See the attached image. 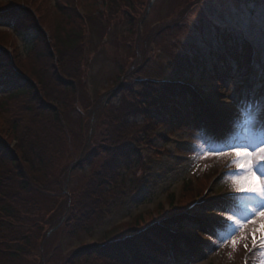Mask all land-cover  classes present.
<instances>
[{
	"label": "rangeland",
	"instance_id": "374dc122",
	"mask_svg": "<svg viewBox=\"0 0 264 264\" xmlns=\"http://www.w3.org/2000/svg\"><path fill=\"white\" fill-rule=\"evenodd\" d=\"M122 1L111 6L108 0H0V10L6 9L0 17V138L6 151L22 158L20 131L44 127L47 146L56 144L61 154L49 183L42 184L46 199L26 197L17 184L8 185L6 193L3 175L0 208H17L12 200L18 198L26 200L30 211L21 210L14 223L9 218L0 223V263L7 264L5 259L16 256L11 252L21 249L28 255L23 264H115L102 256L69 260L82 246L128 233L149 236L157 227L174 239L161 254L151 252L152 264H264V250L252 246L258 218L257 224L248 223L243 233H236L237 238L247 233L248 239L235 249L230 240L216 241L215 233L224 230L228 215L221 198L235 194L231 174L238 170L233 157L200 158L202 153L193 150L206 135L222 145H248L250 151L264 139L259 119L264 105L248 106L252 100H264V0ZM19 15L24 25L31 27L33 21L37 30L25 33L24 27H14ZM83 20L86 44L78 54L60 58L55 37ZM217 31L238 33L257 49L251 58L252 81L241 94L234 93L239 77L222 84L211 82L204 70L189 78L176 69L182 56L195 48L202 49L206 59L216 57ZM39 37L44 45L34 42ZM5 66L31 81L43 103L58 109L61 102V119L54 116L56 109L34 115L28 105L37 102L29 95L10 96L2 77ZM68 82L78 90L71 110L67 104L72 92L64 84ZM171 83L193 89L205 107L196 127L171 128L164 124L167 119L152 120L147 99L153 97L152 90ZM132 108L137 112L129 113ZM124 144L130 146L125 154L116 151ZM6 156L0 159V173L11 168ZM256 182L253 178L244 183ZM235 204L244 214L256 201L245 196ZM32 205L39 207L37 219ZM29 229L42 240L38 245L29 240L22 247L18 236ZM142 252L150 256L149 249L142 247Z\"/></svg>",
	"mask_w": 264,
	"mask_h": 264
},
{
	"label": "trees",
	"instance_id": "16d2710c",
	"mask_svg": "<svg viewBox=\"0 0 264 264\" xmlns=\"http://www.w3.org/2000/svg\"><path fill=\"white\" fill-rule=\"evenodd\" d=\"M108 1L111 6L116 3H124L122 0ZM22 20L23 16L19 15L16 23L19 27H24L25 33H31L32 30H37L33 21H30L31 27H28L24 25ZM83 22L84 23H80L76 28L74 27L72 29L61 31V34L59 33L55 37L54 50L60 58H70V56L78 54L80 47L86 44L85 38H82V32H84V27L86 26L84 20ZM217 32V41H215L214 44H217V49L215 48L216 57L213 59H206L202 55V52L198 48H195L190 54L187 53L182 56L184 61L177 64L176 69H179V74H184L186 77L190 78L196 75V73H202L203 67H205V65H209V70H207L205 74L213 81L224 84L230 79H236L239 77L240 80H242L244 78L246 72L250 69V66L253 63L251 61L254 53L253 45L243 37L239 36L238 33H234L232 31ZM34 42H36V44L37 42L42 43V45L46 43L42 37L36 38ZM47 59L48 61L51 60V54L48 51ZM200 61L204 62L203 67L201 66ZM2 77L6 90L11 91L10 96L18 98L22 95H29L35 102H37L28 105V107L32 109L31 111L34 115H38V112H41L45 108L51 110L56 109L54 106L45 104L43 101L37 99L34 94V86L30 83L31 81L28 79H22L10 66H5ZM57 82L58 84H61L63 81ZM51 83L53 84L54 82ZM64 84L68 85V89L72 92L71 101L67 104V109L71 110L73 109V105H75V97L78 94V90L74 88V84L72 82ZM152 92H154L152 95L153 97L150 99L148 98L147 102L152 109L151 116H154L152 119L153 121H157L158 118L162 120L167 119V122L164 124L171 128L174 127L175 124L180 125L183 128L196 127L198 117L202 113V108L205 107L198 100V98L196 99L193 89L186 87L181 83H171L168 85L163 84V87L159 90L158 88H155ZM149 95L151 94H148V96ZM53 98L57 99V97ZM182 104L184 105L180 106ZM57 105L58 109L54 110V116L56 115V119H61L62 103L58 102ZM131 111L136 113L137 109L132 108L129 113H132ZM46 134L47 132L44 127L34 128L33 126H28L25 132L20 131V139L18 143L24 145L25 147V151L22 152V158H17L14 154L6 151V146L0 138V159L3 158V155H7L9 158L6 156L4 159H6L11 166L9 172L0 173V183L4 181V179L2 180L3 175H7L4 181V188H2L6 193L10 190L8 185L17 184V186L21 188L19 192L21 193L23 191L26 197L37 196L46 199V193L48 192L42 184L47 185L49 183V180L47 181V177L51 176L53 172L56 171V164L54 163L56 161L57 154H60L58 146L55 147L56 144L47 146ZM126 145L127 144L119 146L116 151L123 149L122 152L125 154L126 148H130L129 145ZM115 167L116 166L111 167L110 169H114ZM27 172L30 173V176L25 174ZM11 173L16 176H11ZM8 178L10 181H6ZM22 185L24 186V189H22ZM25 201L22 202L18 198L13 199L12 203L17 208H11L9 210H6L4 208L5 206H1L0 223L8 218L14 223L16 219L18 220V215L22 213L21 210H23V212L30 211L28 207L25 206ZM2 204H4V202L0 200V205ZM34 204L39 206L38 200H36ZM35 205L31 206L33 207L31 212L34 215V218L37 219L40 217V213L39 207L36 208ZM18 222L23 224L21 220ZM149 232H152L148 233L149 236L145 233L128 236L131 235V233H128L126 235L122 234L114 238H110L102 243L82 246L71 254L69 263L102 256L115 264H152L153 261L149 258L151 256H146L142 252V247L149 249L152 253H158L159 255L161 254V251H164L169 247L171 244L169 240L173 241L174 237L166 235L165 230L157 227L152 228ZM18 238L17 243H19L22 247H24L29 240L31 242L36 241L37 245L38 241L42 240L38 233H30V229L25 234L20 233ZM11 253L16 256L10 259H5L7 264L15 262L16 260H18V262L16 261V264H23L25 261L24 257H28L24 250L21 249ZM155 260H157V258ZM34 264H36V262H34Z\"/></svg>",
	"mask_w": 264,
	"mask_h": 264
},
{
	"label": "snow or ice",
	"instance_id": "6c2138e0",
	"mask_svg": "<svg viewBox=\"0 0 264 264\" xmlns=\"http://www.w3.org/2000/svg\"><path fill=\"white\" fill-rule=\"evenodd\" d=\"M0 10V17L2 12ZM0 22H3L0 19ZM19 27V25H13ZM264 105V100H252L249 102V107H255L256 104ZM247 110V109H246ZM264 113V109H262ZM250 115V114H249ZM260 119V124L264 126V116ZM249 123L252 120L249 119ZM261 133L264 135V127L261 128ZM230 149L225 151L224 148ZM193 150L198 154L202 153L200 158H207L208 155H230L233 157L232 164L237 168L235 174H231L233 192L235 195L222 197L224 202L223 211L227 212V217L223 220L224 230L215 233L218 244L231 241V246L235 249L241 241L247 240V233L242 234L239 238L236 237L237 232H242L248 223L257 224L259 226L252 232V246L264 250V139L253 150H249L248 145L224 144L218 141L215 137L206 135L198 146H193ZM260 173L258 176L257 173ZM255 178L257 181L251 185H245L244 182ZM251 197L256 201V206H249L244 214H240L235 202L241 197ZM258 218V220H257ZM259 232L257 238L256 233ZM218 244H214L218 246ZM245 250L248 249L247 243L244 244Z\"/></svg>",
	"mask_w": 264,
	"mask_h": 264
}]
</instances>
